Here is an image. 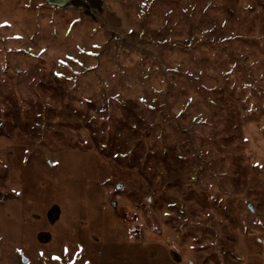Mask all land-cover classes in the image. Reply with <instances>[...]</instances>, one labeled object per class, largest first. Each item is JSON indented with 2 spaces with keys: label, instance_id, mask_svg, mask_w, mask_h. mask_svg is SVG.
<instances>
[{
  "label": "rangeland",
  "instance_id": "rangeland-1",
  "mask_svg": "<svg viewBox=\"0 0 264 264\" xmlns=\"http://www.w3.org/2000/svg\"><path fill=\"white\" fill-rule=\"evenodd\" d=\"M0 264H264V0H0Z\"/></svg>",
  "mask_w": 264,
  "mask_h": 264
},
{
  "label": "water",
  "instance_id": "water-1",
  "mask_svg": "<svg viewBox=\"0 0 264 264\" xmlns=\"http://www.w3.org/2000/svg\"><path fill=\"white\" fill-rule=\"evenodd\" d=\"M48 4L59 7L65 8L71 6L72 4L76 3L79 0H45ZM120 187V185H118ZM251 211H253L252 207H249Z\"/></svg>",
  "mask_w": 264,
  "mask_h": 264
},
{
  "label": "built area",
  "instance_id": "built-area-1",
  "mask_svg": "<svg viewBox=\"0 0 264 264\" xmlns=\"http://www.w3.org/2000/svg\"><path fill=\"white\" fill-rule=\"evenodd\" d=\"M135 222L140 228L144 227V223L141 221L140 217H135Z\"/></svg>",
  "mask_w": 264,
  "mask_h": 264
}]
</instances>
